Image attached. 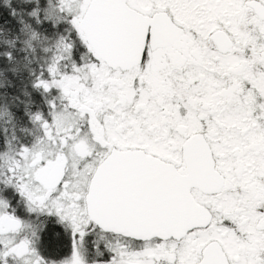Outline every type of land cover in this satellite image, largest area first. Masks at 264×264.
<instances>
[{"label":"snow or ice","instance_id":"6c2138e0","mask_svg":"<svg viewBox=\"0 0 264 264\" xmlns=\"http://www.w3.org/2000/svg\"><path fill=\"white\" fill-rule=\"evenodd\" d=\"M0 264H264V0H0Z\"/></svg>","mask_w":264,"mask_h":264}]
</instances>
